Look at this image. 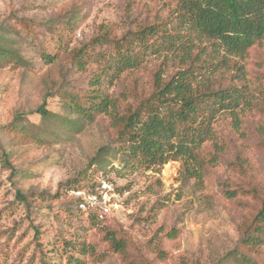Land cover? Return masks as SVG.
Listing matches in <instances>:
<instances>
[{"label":"rangeland","instance_id":"1","mask_svg":"<svg viewBox=\"0 0 264 264\" xmlns=\"http://www.w3.org/2000/svg\"><path fill=\"white\" fill-rule=\"evenodd\" d=\"M180 14L174 0H0V264H264V246L242 243L264 204V39L239 60L244 73L234 82L248 101L236 116L220 113L213 122L218 145L202 148L200 179L185 176L175 160L118 172L117 128L86 110L99 87L127 97L122 113L137 106L156 73L176 69L171 58L165 63L168 40L178 51L195 42L202 74L215 86L233 83V69L214 63L212 41L197 42ZM151 24L165 33L133 39L142 65L95 84L103 55L115 51L104 32L133 38ZM106 168L123 207L103 224L69 205L75 187Z\"/></svg>","mask_w":264,"mask_h":264},{"label":"trees","instance_id":"2","mask_svg":"<svg viewBox=\"0 0 264 264\" xmlns=\"http://www.w3.org/2000/svg\"><path fill=\"white\" fill-rule=\"evenodd\" d=\"M174 1L179 5L182 23L195 32V40L200 43L212 41L210 45L216 55L214 63L233 69V83L215 86L211 78L202 74L198 62L203 52H194V47L198 45L195 42H181L178 51L175 42L168 40L164 49L165 58L173 60L176 67L174 73H156L152 92L137 106L126 109L128 112L122 113L119 108L120 98L126 100V96L115 97L105 93L101 87L93 88V94L89 95L91 106L86 110L104 113L117 128L114 149L124 156L122 171L117 170L123 174L140 167L163 166L175 160L181 161V172L185 176L202 178L206 160L201 150L211 140L218 145L213 122L220 113L236 116L248 101L242 87L234 81L244 73L239 60L264 39V0ZM159 30L163 38L165 31L159 24L143 27L135 32L133 38L116 39L108 31L104 32L103 39L115 51L108 58L103 55V74H97L94 83L114 81L124 71L139 68L144 60L132 48L133 39L140 41L149 34H157ZM153 53L163 55V49L155 46ZM4 54V47L0 43V57ZM165 61L167 63L168 58ZM79 65L83 68L81 63ZM38 112L43 116L48 113L44 106ZM2 156L8 158L5 151H2ZM110 171V168L91 171L89 175H92V179L87 186L75 189H94L101 178H109ZM227 193L229 197L236 194ZM69 207L82 218L95 222L93 216H85L80 211L77 197L73 196ZM242 243L250 247L264 246V204L243 231ZM244 258L250 261L248 257Z\"/></svg>","mask_w":264,"mask_h":264},{"label":"built area","instance_id":"3","mask_svg":"<svg viewBox=\"0 0 264 264\" xmlns=\"http://www.w3.org/2000/svg\"><path fill=\"white\" fill-rule=\"evenodd\" d=\"M78 207L85 216H93L96 222L107 223L118 216L123 207L114 184L101 178L94 189H75Z\"/></svg>","mask_w":264,"mask_h":264}]
</instances>
